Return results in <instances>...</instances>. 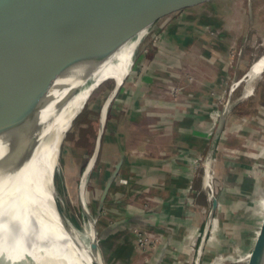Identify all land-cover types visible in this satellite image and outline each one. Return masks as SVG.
Listing matches in <instances>:
<instances>
[{"label":"rangeland","instance_id":"obj_1","mask_svg":"<svg viewBox=\"0 0 264 264\" xmlns=\"http://www.w3.org/2000/svg\"><path fill=\"white\" fill-rule=\"evenodd\" d=\"M142 31L147 33L119 91L113 94L120 74H111L94 90L66 135L55 175L61 206L80 228L88 216L94 219L104 264H250L264 220V74L250 96L244 95L243 78L264 52V0H184ZM109 33L107 39L115 37ZM120 37L114 48L132 41ZM110 97L101 149L85 180L87 211L80 192ZM199 99L208 112L201 122V128L208 127V143L196 161L203 179L210 158L211 184L193 203L194 208L206 207L194 250L179 261L151 227L111 229L127 203L144 192L129 191L124 161L101 208L100 199L122 156L137 149L142 139L148 146H167L175 134V115ZM135 103L142 111L130 120ZM221 120L218 142L210 152ZM213 195L218 208L207 228Z\"/></svg>","mask_w":264,"mask_h":264},{"label":"water","instance_id":"obj_2","mask_svg":"<svg viewBox=\"0 0 264 264\" xmlns=\"http://www.w3.org/2000/svg\"><path fill=\"white\" fill-rule=\"evenodd\" d=\"M87 1L23 0L20 11L10 13L6 27L0 14V189L11 187L21 170L30 163L41 142L46 113L59 109L78 90L79 86L74 87L68 95L57 98L58 92L69 87V80L85 76L89 64L100 57L102 60L109 58L118 50L113 47L118 37L125 35L128 40L132 39L168 8L184 0L143 3L130 10L118 5L116 0H104L91 6H86ZM109 32L115 37L107 39ZM125 80L115 85L113 94ZM111 99L105 104L107 107ZM221 125L222 120L210 152L218 142ZM104 128L105 121L100 125L93 164L101 149ZM68 132L63 136L62 145ZM122 162L120 159L116 163L105 184L100 208ZM207 162L210 163V158ZM51 182L55 184V174ZM57 205L62 210V206ZM211 205L207 228L218 208V198L214 195ZM262 226L250 264H264V220ZM93 247L99 253L96 264H104L97 240ZM199 249L202 252V246ZM46 264L50 263L46 261Z\"/></svg>","mask_w":264,"mask_h":264},{"label":"bare ground","instance_id":"obj_3","mask_svg":"<svg viewBox=\"0 0 264 264\" xmlns=\"http://www.w3.org/2000/svg\"><path fill=\"white\" fill-rule=\"evenodd\" d=\"M101 1L104 0H88L86 6ZM164 1L167 0H116V3L130 10L135 5ZM22 2L23 0H0V14L5 27L9 23L10 13L20 11ZM146 33L142 31L135 39L113 52L109 58L102 60L100 57L95 63H90L85 76L71 78L69 87L58 92L57 98L60 99L68 95L76 85L80 86L78 92L59 109L46 113V126L41 134V142L30 163L21 170L11 187L0 189V264H46V261L50 264L99 262V253L93 247L97 240L94 219L88 216L82 227H78L63 208H58L57 204L62 203L56 193L55 184L52 185L51 181L60 162L63 136L71 129L76 115L84 108L95 88L111 74H120L116 85L128 77L132 69L133 53ZM263 71L264 52L252 63L243 78L246 82L245 96L254 93L255 83L264 74ZM53 106L51 104V107ZM107 112L108 107L105 105L102 122L106 121ZM93 162L91 159L86 168L80 192V200L87 211L84 186ZM210 164L211 162L205 168L204 181L207 185L211 184ZM261 204L264 217V203Z\"/></svg>","mask_w":264,"mask_h":264},{"label":"crops","instance_id":"obj_4","mask_svg":"<svg viewBox=\"0 0 264 264\" xmlns=\"http://www.w3.org/2000/svg\"><path fill=\"white\" fill-rule=\"evenodd\" d=\"M193 103L187 111L175 115V134L167 146L162 147L161 142L148 146V142L142 139L137 149L122 156L126 164L123 175L129 179V191L144 192L127 203L124 213H119L121 217L117 216L120 220L114 221L121 222L111 228L116 231L125 227H151L162 239V245L172 254L176 253L175 259L179 261L194 250V236L206 217V207L194 208L193 203L207 187L196 160L207 149L208 127L201 128V122L208 119V112L203 100H194ZM129 111V118L133 120L142 109H139V103H135ZM117 188L118 192L122 191L121 187ZM208 200L205 195L204 203ZM143 204L147 206L146 210L141 207ZM105 230L110 232L107 224Z\"/></svg>","mask_w":264,"mask_h":264}]
</instances>
